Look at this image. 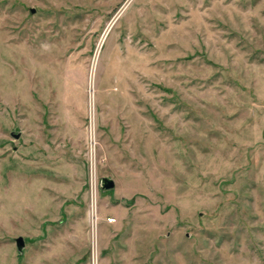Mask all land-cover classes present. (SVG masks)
<instances>
[{
  "label": "rangeland",
  "instance_id": "1",
  "mask_svg": "<svg viewBox=\"0 0 264 264\" xmlns=\"http://www.w3.org/2000/svg\"><path fill=\"white\" fill-rule=\"evenodd\" d=\"M0 264H264V0H0Z\"/></svg>",
  "mask_w": 264,
  "mask_h": 264
},
{
  "label": "built area",
  "instance_id": "2",
  "mask_svg": "<svg viewBox=\"0 0 264 264\" xmlns=\"http://www.w3.org/2000/svg\"><path fill=\"white\" fill-rule=\"evenodd\" d=\"M93 173V171H91ZM92 177V176H91ZM95 177V175H94ZM90 190H91V195H92V201L96 200V194H97V181H96V177L95 178H91L90 181ZM111 219H109L110 222ZM92 222H94V225H97V216H92Z\"/></svg>",
  "mask_w": 264,
  "mask_h": 264
},
{
  "label": "water",
  "instance_id": "3",
  "mask_svg": "<svg viewBox=\"0 0 264 264\" xmlns=\"http://www.w3.org/2000/svg\"><path fill=\"white\" fill-rule=\"evenodd\" d=\"M15 137L17 138L18 135H15ZM113 181L111 180H108V179H105L104 182H103V188H112L113 187ZM17 246L18 248L21 250V247L23 246V240L22 238H18L17 239Z\"/></svg>",
  "mask_w": 264,
  "mask_h": 264
},
{
  "label": "bare ground",
  "instance_id": "4",
  "mask_svg": "<svg viewBox=\"0 0 264 264\" xmlns=\"http://www.w3.org/2000/svg\"><path fill=\"white\" fill-rule=\"evenodd\" d=\"M93 224H94V222H93Z\"/></svg>",
  "mask_w": 264,
  "mask_h": 264
}]
</instances>
